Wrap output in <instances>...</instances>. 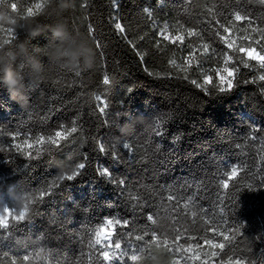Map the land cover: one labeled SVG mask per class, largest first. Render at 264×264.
<instances>
[{"label": "trees", "instance_id": "trees-1", "mask_svg": "<svg viewBox=\"0 0 264 264\" xmlns=\"http://www.w3.org/2000/svg\"><path fill=\"white\" fill-rule=\"evenodd\" d=\"M0 12V264H106L95 233L108 220L127 225L115 240L132 264H264V69L221 39L257 37L264 0H0ZM224 66L237 71L219 91ZM72 126L58 148L37 143Z\"/></svg>", "mask_w": 264, "mask_h": 264}, {"label": "snow or ice", "instance_id": "snow-or-ice-1", "mask_svg": "<svg viewBox=\"0 0 264 264\" xmlns=\"http://www.w3.org/2000/svg\"><path fill=\"white\" fill-rule=\"evenodd\" d=\"M147 12V11H146ZM245 19L244 16L240 15V14H237L235 16V20L236 21H243ZM115 27L120 30L121 32L124 31L123 27L121 26L120 23H117L115 25ZM223 31L225 33H229L231 31L230 27H224ZM252 32H255V33H258V36L257 37H251V36H248V37H245V39L249 42V44H254L255 46H249V47H240L237 51L239 54H243V57L246 58V61L243 63V67L244 68H249V63L247 61H258L260 58H264V29H260V28H252L251 29ZM163 36V38L165 40H168V39H171V37L167 36V35H164L163 33L161 34ZM188 35L189 36H192V35H195V33L193 31H189L188 32ZM221 39L225 41V43L227 44V47L228 48H232L233 47V44H234V41H229L227 39L226 36H221ZM181 42L183 43V37L182 36H177L174 40H173V43L175 42ZM205 51H207V48H205ZM250 54H251V57H255V58H250ZM231 59V58H229ZM225 63L227 64L228 61L226 60ZM259 66L261 68H264V63H259ZM224 72H226L228 74V77H229V80H228V86H227V89H230L229 88V84L232 86H234V82L232 80V77L234 76L235 72L237 71V69L235 68H228V67H225ZM221 80L223 81L224 80V76L223 74H221ZM261 80H264V75H262L260 77ZM210 81V80H209ZM103 83L105 85L109 84V78L107 75L104 76L103 78ZM193 83H195V81H193ZM226 88L224 87H220L219 88V91H224V90H227ZM101 111H103V109H101ZM73 125H75V121H73ZM63 126H61L62 128ZM77 132V127L76 126H72L70 127V129L68 130H65V131H61V130H57L54 132V134H49L47 136V138L44 136V135H40L37 137V143H40L41 140H43L45 143L49 144V145H53L55 147H60L61 145L58 143L59 140H67L68 139V136H70L72 133H76ZM57 133H59V137L57 136ZM62 138V139H61ZM13 139H15V137H13ZM25 144H28V147L31 148L32 145L27 141L25 140L24 141ZM44 143V144H45ZM31 145V147H30ZM17 148L20 147V145H16ZM126 148L130 147L129 145H125ZM101 151H108L107 148H104V147H101L100 148ZM39 152V150H38ZM31 153V152H30ZM84 167L83 164H79L77 165V169L78 170H73L71 172V174L67 175V176H64V177H61V178H58L59 181H62V180H72L76 177V175L79 173V171ZM236 173H237V170L236 168H232L231 170V175L232 176H236ZM102 175H107L106 172H103L101 173ZM58 186V184H56L54 182V184L52 185V187H56ZM250 187V186H249ZM48 194H50V192H41V199H43L45 196H47ZM169 199H171V197H169ZM232 199V202H234L235 200V196H232L231 197ZM9 216L10 215V210H9V213H8V223H7V226L5 227H0V229H8L9 226H10V223H9ZM147 220L148 221H153V215H150L147 217ZM155 222V221H153ZM106 224L108 226H112L113 224H117V222L115 220H112V221H108L106 222ZM119 224H123L124 226H127L125 223L123 222H120ZM104 232V229H100V230H97L95 235H96V240H95V244L96 245H99L101 246V248L105 249L103 251L100 252V256H102L103 260L104 261H110V260H113V259H119V257L111 254L108 250L106 249H109V248H112L114 247L115 249L117 250H120L122 248V244L120 242L119 239H116L115 241L112 240V237L114 235H116V233L114 232H108L106 235H104L103 239H101V236H102V233ZM237 233L241 235V233L239 232V228L237 229ZM147 233H145L146 235ZM144 237L143 235H138L136 237L137 240H142ZM225 240H228V236H225L224 237ZM105 241H109L108 243H105ZM209 243H211V241H209ZM214 247H218L219 249H224L225 248V245L223 243L221 244H218V245H213ZM232 249H236V245H233L232 248L230 249V251ZM238 250V249H237ZM121 255H123V253H121ZM211 255H215V253H212ZM132 259L135 260L136 259V256L133 255L132 256ZM29 260V257H26L25 258V261H28ZM12 264H16L15 261L12 262ZM236 264H241V261L240 260H236Z\"/></svg>", "mask_w": 264, "mask_h": 264}, {"label": "rangeland", "instance_id": "rangeland-1", "mask_svg": "<svg viewBox=\"0 0 264 264\" xmlns=\"http://www.w3.org/2000/svg\"><path fill=\"white\" fill-rule=\"evenodd\" d=\"M164 34V35H167V36H169V37H171V39H168V40H166V41H169V42H171V43H173V40L177 37V36H180V35H177L176 33H174V32H171L169 29H167V28H164V29H162L161 30V33L160 34ZM162 36V35H161ZM163 37V36H162ZM227 39L229 40V41H234V44H233V47L232 48H230V49H236V48H240L244 43H245V36L244 35H242V34H240L239 32H234V33H232V32H229V33H227ZM178 44V43H181V42H179V41H177V42H175V44ZM251 46H255V45H251ZM245 47H249V46H245ZM191 58L193 59V57L192 56H189L188 58H187V61H191ZM250 58H255V57H251V54H250ZM254 62H256L258 65H259V63H264V58H260L258 61H254ZM225 67H227V66H224L223 68H221V69H218L217 71H216V73H217V77H218V83H219V85H220V87H224V88H227V86H228V80H229V77H228V74L226 73V72H224L223 70H224V68ZM264 69V68H263ZM221 74H223V76H224V80L222 81L221 80ZM234 77V76H233ZM233 77H232V79H233ZM204 79H205V83H209L210 81V78H209V76H205L204 77ZM229 86H230V84H229ZM1 203H2V206L0 207V220H1V222L3 223V225H6L7 224V220H8V213H9V210H8V208H7V206L6 205H3V202L1 201ZM10 215H11V212H10ZM10 217V216H9ZM109 221V220H108ZM108 221H106V222H108ZM106 222L104 223V225L100 228L101 230L102 229H104V232L102 233V236H101V239H103L104 237V235H106L108 232H114V233H116V229H117V227H118V223L117 224H113L112 226H108L107 224H106ZM99 229V230H100ZM112 240L113 241H115V235L112 237ZM109 241H105V243H108ZM99 246V245H98ZM100 247V249L103 251V250H105V249H103V248H101V246H99ZM106 250H108L111 254H113V255H115V256H117V257H119V259H113V260H110V261H105L106 262V264H132V260L130 259V256L127 254V252L123 249V248H121L120 250H117V249H115L114 247H112V248H109V249H106ZM121 253H123V255H121Z\"/></svg>", "mask_w": 264, "mask_h": 264}, {"label": "clouds", "instance_id": "clouds-1", "mask_svg": "<svg viewBox=\"0 0 264 264\" xmlns=\"http://www.w3.org/2000/svg\"><path fill=\"white\" fill-rule=\"evenodd\" d=\"M0 16H4V13L0 12ZM58 30L59 29H54L52 34L57 39H61L60 37L56 36V33ZM36 34L39 35L40 33H36ZM62 43H64L65 45L67 44L66 41H62ZM65 59L67 62H71V59H72L71 50H69L68 56ZM37 63L39 64V61H37ZM3 83L5 87L8 89V91L10 92V94H12L13 97H20L18 102H20L21 104L25 103L26 97H23L21 92L19 91L23 86L20 83V80L18 78L14 79V78L7 76V74H5Z\"/></svg>", "mask_w": 264, "mask_h": 264}]
</instances>
